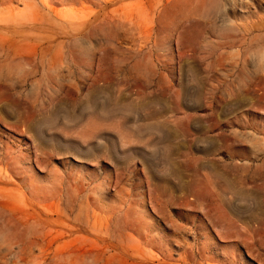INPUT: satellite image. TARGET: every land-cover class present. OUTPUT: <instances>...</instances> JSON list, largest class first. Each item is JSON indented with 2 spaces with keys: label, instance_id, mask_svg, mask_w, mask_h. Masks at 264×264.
<instances>
[{
  "label": "rangeland",
  "instance_id": "obj_1",
  "mask_svg": "<svg viewBox=\"0 0 264 264\" xmlns=\"http://www.w3.org/2000/svg\"><path fill=\"white\" fill-rule=\"evenodd\" d=\"M0 264H264V0H0Z\"/></svg>",
  "mask_w": 264,
  "mask_h": 264
},
{
  "label": "bare ground",
  "instance_id": "obj_2",
  "mask_svg": "<svg viewBox=\"0 0 264 264\" xmlns=\"http://www.w3.org/2000/svg\"><path fill=\"white\" fill-rule=\"evenodd\" d=\"M93 133V132H92ZM95 133H93L92 135H94Z\"/></svg>",
  "mask_w": 264,
  "mask_h": 264
}]
</instances>
